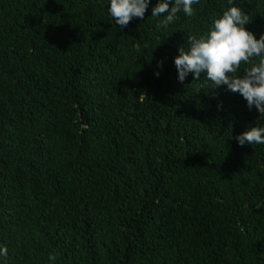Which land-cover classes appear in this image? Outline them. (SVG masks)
Instances as JSON below:
<instances>
[{"label": "trees", "instance_id": "1", "mask_svg": "<svg viewBox=\"0 0 264 264\" xmlns=\"http://www.w3.org/2000/svg\"><path fill=\"white\" fill-rule=\"evenodd\" d=\"M155 2L117 30L106 0H0L8 264H264V145L234 139L258 113L173 64L227 0L166 30ZM237 4L258 39L264 0Z\"/></svg>", "mask_w": 264, "mask_h": 264}, {"label": "clouds", "instance_id": "2", "mask_svg": "<svg viewBox=\"0 0 264 264\" xmlns=\"http://www.w3.org/2000/svg\"><path fill=\"white\" fill-rule=\"evenodd\" d=\"M151 0H106V12L117 30L127 28L133 19H143L149 10ZM200 0H156L151 7V17L158 19L159 30H166L182 13L192 17L194 5ZM228 7L214 17L202 34H190L186 42L177 47L178 55L173 59L177 71V81L181 84L191 74L193 81H200L201 73L208 89L223 86L225 91L238 94L248 111L258 113L255 126L246 125L245 131L234 137L238 146L264 145V33L256 34L247 30L249 15L237 0H227ZM136 50L140 51L137 44ZM163 67V61L157 62ZM242 69V71H241ZM154 75L158 78L159 72ZM222 109V103L217 104ZM231 138V137H230ZM9 250L0 245V264H8ZM49 264L56 257L48 256Z\"/></svg>", "mask_w": 264, "mask_h": 264}]
</instances>
